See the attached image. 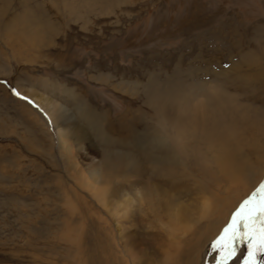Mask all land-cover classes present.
<instances>
[{
  "label": "rangeland",
  "instance_id": "obj_1",
  "mask_svg": "<svg viewBox=\"0 0 264 264\" xmlns=\"http://www.w3.org/2000/svg\"><path fill=\"white\" fill-rule=\"evenodd\" d=\"M154 86L186 105L163 114L178 171L150 177L145 160L147 172L125 163L139 147L101 142L78 111L103 112L118 138L142 133L156 121ZM27 88L59 99L91 136L60 133ZM262 180L264 0H0V264H215L212 242ZM246 254L238 245L228 264Z\"/></svg>",
  "mask_w": 264,
  "mask_h": 264
},
{
  "label": "bare ground",
  "instance_id": "obj_2",
  "mask_svg": "<svg viewBox=\"0 0 264 264\" xmlns=\"http://www.w3.org/2000/svg\"><path fill=\"white\" fill-rule=\"evenodd\" d=\"M238 67V66H237ZM157 83V82H156ZM168 84V83H166ZM194 84H197V83H194ZM146 85V84H145ZM200 85V84H198ZM206 85V84H205ZM211 84H209L210 86ZM44 86L47 88V89H51V87H49L50 85L45 82L44 83ZM60 86V85H59ZM193 86V85H192ZM201 86V85H200ZM153 85H151L149 88H152ZM186 87V86H185ZM188 87V86H187ZM203 87V86H202ZM165 88V87H163ZM199 88V87H198ZM209 88V87H208ZM68 89V88H66ZM148 89V88H147ZM146 89V91H147ZM172 89V87L169 88V90ZM174 89V88H173ZM173 89L172 91L169 92L172 93L173 92ZM210 89V88H209ZM149 90V89H148ZM152 90V89H151ZM190 91L191 88L189 89ZM196 90V89H195ZM194 90V92H195ZM51 91V90H50ZM70 95H72V91H70L68 89ZM159 91V90H158ZM156 89H155V86H154V90L152 91V93L148 92L147 95H148V99L149 102L151 104H153V107L155 108V118H156V121H155V124H152L148 122V124L146 123V128L145 130L142 132V133H139L137 132V130H127L128 134L126 135L124 133L123 134H120V137L118 138V136H114L110 133V130H111V126L113 127L114 126V123H112V121H110L109 119V123L107 122L105 124V117L106 115L102 114L101 112L99 111H95L94 109L93 110H88L87 108H82L81 106V111L79 110L78 112L80 114H82L81 116L79 117H83V121L87 123L88 127H90L91 129L94 130L95 134L98 136V139L100 138L103 142H108V145H113V143L116 141V139H118L120 142H124V144L133 147L134 146V149H136L137 147H139L141 150H139L140 152L142 153H139L143 158L140 159V157L136 156L135 154H133V151L132 153H126V156H128L130 159V162H125L127 164V166H129V163L131 164L132 167H135V165H140V170L144 171V172H147V163H148V167H150V171H149V175L150 177H153V176H161L162 175V167L163 166H167V169L168 171H178L175 169V166L176 164H178L177 162L179 161L176 156H175V153L174 151L168 147L167 143H166V135H167V129H165L166 127L163 125V120H167L168 116H165L164 117V113L167 112V108L168 106L170 107V109L172 108V110L174 109V107L176 106H180L181 109L182 107H185L186 105V102H184L183 100L185 99L184 96L185 94H182L184 95L183 97H174L173 98H176L174 99L175 102H179V103H173V104H170L168 101H167V97L166 95L168 94H165V92L167 91H164L163 93L161 92H158ZM162 91V90H160ZM27 94V96L32 100V102L37 105L39 108H41L42 110L45 111V113L50 117L52 118L58 125V129H59V132L64 134L66 133L67 131H73L75 132V136L77 137L78 139V142H81L83 141L84 137L85 136H88L90 137L91 134L90 132H88L85 127L83 125H80L79 124V119H77L74 114L72 112H70V110L67 108V106L65 104H63V102H61L59 99H57L56 97H53V96H50L48 94H46V92H38L36 89L34 88H27V90L25 91ZM173 94V93H172ZM62 95V93H61ZM181 95V96H182ZM65 96H67L65 94ZM69 96V94H68ZM171 96V95H170ZM63 97V96H62ZM179 98H184L182 101L181 99ZM187 98V97H186ZM69 99V98H67ZM65 99V100H67ZM168 99H171L168 97ZM188 99V98H187ZM81 102V101H80ZM83 104V103H82ZM76 105V104H75ZM85 106V105H84ZM152 106V105H151ZM188 106V105H187ZM147 107V106H146ZM90 108V107H89ZM177 108V107H176ZM187 108V107H186ZM185 108V109H186ZM87 109V110H86ZM148 109H151V108H148ZM179 109V108H177ZM181 109H179V112H181ZM204 110V109H203ZM153 112V111H152ZM178 114V113H177ZM148 115V114H147ZM176 115V114H175ZM179 115V114H178ZM181 115V114H180ZM146 117V116H144ZM179 117V116H178ZM150 118V117H149ZM154 118V119H155ZM192 118V117H191ZM51 119V120H52ZM152 119V118H151ZM146 120V119H145ZM145 120L143 123H145ZM152 121V120H151ZM181 121V120H180ZM178 122V121H177ZM180 123V122H179ZM205 123V122H204ZM86 125V126H87ZM118 125V124H116ZM119 126V125H118ZM107 127V128H105ZM174 127V126H173ZM183 128V127H182ZM175 129V128H174ZM90 130V129H89ZM177 130V129H176ZM91 131V130H90ZM174 131V130H173ZM126 132V131H125ZM193 134L190 135L189 134V147L193 146L195 143V141L193 142L194 139H197L195 138V134L197 131H195V128L191 131ZM122 133V132H121ZM61 134V135H62ZM69 134V133H68ZM204 134V133H203ZM73 135V134H72ZM205 135V134H204ZM96 136V137H97ZM165 136V137H164ZM168 136V135H167ZM192 136V137H191ZM203 136V135H202ZM74 137V136H73ZM169 138V137H168ZM194 138V139H193ZM86 139V138H85ZM99 139V140H100ZM100 140V141H101ZM175 140V139H174ZM203 140V139H201ZM205 140V139H204ZM101 141V142H102ZM168 141V140H167ZM214 141V140H213ZM203 142V141H201ZM199 144V143H198ZM204 144V143H203ZM133 145V146H132ZM115 146V144L113 145ZM195 146V145H194ZM200 146V145H199ZM105 147V146H104ZM129 147V148H131ZM136 147V148H135ZM188 147V146H187ZM196 147V146H195ZM173 148V147H172ZM192 148V147H191ZM190 148V149H191ZM194 148V147H193ZM133 149V148H132ZM196 149V148H194ZM119 150V149H118ZM118 150H115L113 149L111 146L110 148L107 146L105 148H102V154H106V155H115V154H118ZM124 151H127L126 149ZM139 151H135L136 153L139 152ZM197 151V150H196ZM195 150L193 152H196ZM236 151V150H235ZM121 152V151H120ZM101 154V155H102ZM129 154V155H128ZM185 154V153H184ZM197 154V153H195ZM186 155V154H185ZM193 155V153H192ZM191 155V156H192ZM131 156V157H130ZM234 156V155H233ZM116 157V156H115ZM123 157V156H122ZM189 157V156H188ZM203 157V156H201ZM110 158V157H109ZM113 160H115L116 158H112ZM124 159V158H122ZM230 159V158H229ZM105 162L108 160L107 157L106 159H104ZM125 160V159H124ZM128 160V161H129ZM144 160L147 162L145 163ZM188 161V160H187ZM227 161V160H226ZM234 161V160H233ZM242 161V160H241ZM100 162V161H99ZM104 162V161H103ZM102 161L99 163V164H102L103 163ZM230 162V161H228ZM231 164V163H230ZM229 164V165H230ZM244 164V163H243ZM97 165V164H96ZM195 165V164H194ZM227 164H220V168L223 170L225 169L226 167H230L229 165ZM114 166V165H113ZM127 166H124V167H127ZM243 166V165H242ZM110 167V165H109ZM122 167V166H121ZM211 167V166H210ZM239 167V166H238ZM117 168V167H116ZM120 168V167H119ZM118 168V169H119ZM164 168V167H163ZM232 168V167H231ZM242 168H245V167H242ZM111 169V168H110ZM117 169V170H118ZM220 169V170H221ZM116 171V169H114ZM125 170V169H124ZM130 170V169H129ZM238 170V169H237ZM240 170V168H239ZM238 170V171H239ZM111 171V170H110ZM139 171V169H138ZM167 171V172H168ZM184 171V170H183ZM187 171V170H186ZM113 172V170H112ZM136 172H137V169H136ZM222 173V171H220ZM237 172V171H236ZM173 173V172H172ZM184 173V172H183ZM197 173V172H196ZM239 173V172H238ZM237 173V174H238ZM133 174V173H131ZM170 174V173H169ZM174 174V173H173ZM236 174V176H238ZM99 174H97V172H93V175H92V178H95L97 180H99L97 177ZM166 175V174H165ZM234 173L231 172L230 174V177L233 176ZM240 175V174H239ZM260 175V172L259 174ZM229 177V178H230ZM258 177L257 176V179L255 180V182L258 180ZM239 178V176H238ZM94 180V179H93ZM95 180V181H97ZM101 180V179H100ZM81 185L82 186H87L86 188H90L91 190V187L93 186L92 184L90 185V182L87 180L86 181H80ZM144 183V182H143ZM220 183V182H219ZM91 186V187H90ZM95 187V185H94ZM160 185L159 183L157 182H153L152 179L148 180L147 181V190L150 192V195H153L152 199H155L154 195L156 194L157 195V200H158V197L160 196L161 194V191H160ZM95 189V188H94ZM92 190V192L98 197V193L96 190ZM202 189V188H201ZM145 190V189H143ZM162 190V189H161ZM104 192V191H103ZM144 192V191H143ZM105 194V193H103ZM172 195V194H171ZM143 197V196H142ZM150 196L148 195V197H146L147 199L149 198ZM160 198V201L161 202V196L159 197ZM99 200H101V203L106 206L107 204L105 203L106 200H105V195H103L102 197H98ZM163 200L165 201V199L163 198ZM153 201V200H152ZM151 203V198H150V201ZM158 202V203H159ZM167 203V202H165ZM157 204V203H156ZM168 206V205H167ZM207 204L205 203L203 205V208H202V212L204 213V211L207 209L206 208ZM172 213V218L173 220H177V221H180V222H186L184 220V215H182L181 211L179 210H176L175 211V208L173 206L170 205V209H169ZM208 212V211H207ZM208 214V213H207ZM199 217V216H198ZM201 217H203V214H201ZM188 218V217H187ZM197 219V217H196ZM194 219L195 222H197V220ZM200 219V218H199Z\"/></svg>",
  "mask_w": 264,
  "mask_h": 264
},
{
  "label": "snow or ice",
  "instance_id": "obj_3",
  "mask_svg": "<svg viewBox=\"0 0 264 264\" xmlns=\"http://www.w3.org/2000/svg\"><path fill=\"white\" fill-rule=\"evenodd\" d=\"M12 91L21 95L15 88ZM245 243L247 254L243 264H264L257 258L259 253H264V180L240 202L230 222L212 242L213 251L219 253L215 264H228L236 256L238 245Z\"/></svg>",
  "mask_w": 264,
  "mask_h": 264
}]
</instances>
